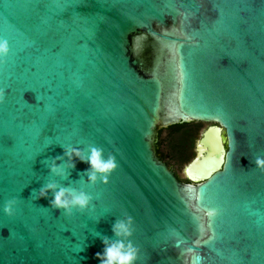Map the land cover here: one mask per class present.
<instances>
[{
  "label": "water",
  "instance_id": "obj_1",
  "mask_svg": "<svg viewBox=\"0 0 264 264\" xmlns=\"http://www.w3.org/2000/svg\"><path fill=\"white\" fill-rule=\"evenodd\" d=\"M0 40V264H100L127 217L136 264H264V0H0ZM190 122L183 182L157 141Z\"/></svg>",
  "mask_w": 264,
  "mask_h": 264
},
{
  "label": "clouds",
  "instance_id": "obj_2",
  "mask_svg": "<svg viewBox=\"0 0 264 264\" xmlns=\"http://www.w3.org/2000/svg\"><path fill=\"white\" fill-rule=\"evenodd\" d=\"M7 51V42L0 40V56L5 55ZM64 155L68 157L69 161L72 160L73 156L82 161L87 159L90 165L88 179L93 183L98 175L106 177L116 167L114 158L109 156L105 159L102 151L98 148H91L87 158L82 151L77 149H65ZM256 163L258 166H264V160H257ZM68 166L74 167V164L70 163ZM50 171L55 175L62 176L65 174L64 168L56 160L52 161ZM49 191L53 193V199L50 201L51 206L56 209H63L66 212H70L73 208L83 210L88 206L90 200V197L85 192L58 187L56 183H48L42 187L39 197L46 198ZM12 203V201L5 203L3 210L6 214L12 213ZM112 231L116 239L105 237L102 240L103 250L95 254L96 259L99 260L100 264H136L139 250L130 239L133 231L131 217L114 223Z\"/></svg>",
  "mask_w": 264,
  "mask_h": 264
},
{
  "label": "trees",
  "instance_id": "obj_3",
  "mask_svg": "<svg viewBox=\"0 0 264 264\" xmlns=\"http://www.w3.org/2000/svg\"><path fill=\"white\" fill-rule=\"evenodd\" d=\"M201 126L199 122L192 123H179L172 125L168 128H163L159 132L157 141L158 153L161 160L168 165H172V161L178 163H186L191 159V151L195 146L197 136L200 134ZM166 132V141L168 150L164 152L162 147L163 141L161 136ZM174 167V166H173ZM183 182H189L188 178L182 179Z\"/></svg>",
  "mask_w": 264,
  "mask_h": 264
},
{
  "label": "rangeland",
  "instance_id": "obj_4",
  "mask_svg": "<svg viewBox=\"0 0 264 264\" xmlns=\"http://www.w3.org/2000/svg\"><path fill=\"white\" fill-rule=\"evenodd\" d=\"M190 123H192V122H190ZM193 123H194V122H193ZM199 124H200V126H201V130H200V134L197 136L196 141L199 139V137H200L202 131H203L208 125H210V123H206V122H199ZM161 140L163 141V145H164V146L162 147V149H163L164 152H167V150H168L167 144H166V146H165V144H164V142L166 141V132H163V134H162V136H161ZM195 146H196V142H195ZM195 146L193 147V149H192V151H191V159L194 158L195 153H196ZM191 159H190L188 162H186V163H178V162H176V161H172V164L174 165V167L178 170V172H179L183 177L186 176V174L184 173V170H185L186 165L191 161Z\"/></svg>",
  "mask_w": 264,
  "mask_h": 264
},
{
  "label": "flooded vegetation",
  "instance_id": "obj_5",
  "mask_svg": "<svg viewBox=\"0 0 264 264\" xmlns=\"http://www.w3.org/2000/svg\"><path fill=\"white\" fill-rule=\"evenodd\" d=\"M171 168H172V170L174 171V173H175V175L177 176V178L179 179V180H181L182 181V179H184V178H186V176L185 177H183L179 172H178V170L175 168V167H173L172 165H169Z\"/></svg>",
  "mask_w": 264,
  "mask_h": 264
}]
</instances>
